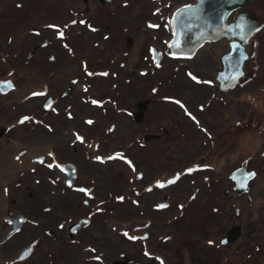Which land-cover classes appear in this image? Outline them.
<instances>
[{"label":"rangeland","instance_id":"obj_1","mask_svg":"<svg viewBox=\"0 0 264 264\" xmlns=\"http://www.w3.org/2000/svg\"><path fill=\"white\" fill-rule=\"evenodd\" d=\"M191 1L0 0V264H215L219 213L252 220L243 255L264 264V0L243 6L263 26L225 91V38L166 46Z\"/></svg>","mask_w":264,"mask_h":264},{"label":"water","instance_id":"obj_2","mask_svg":"<svg viewBox=\"0 0 264 264\" xmlns=\"http://www.w3.org/2000/svg\"><path fill=\"white\" fill-rule=\"evenodd\" d=\"M247 1L192 0L174 7L167 19L170 36L166 46L170 54L175 58H190L204 43L225 38L228 46L218 57L214 78L219 90L233 88L243 75L245 46L263 26L256 13L243 8ZM244 162L229 173L237 192L248 189L247 182L253 177L249 174L254 173L244 168Z\"/></svg>","mask_w":264,"mask_h":264},{"label":"flooded vegetation","instance_id":"obj_3","mask_svg":"<svg viewBox=\"0 0 264 264\" xmlns=\"http://www.w3.org/2000/svg\"><path fill=\"white\" fill-rule=\"evenodd\" d=\"M243 161H245L244 162V168L246 170H253V169H248L246 167V159L241 160V162L239 163L238 166H241ZM238 166H236V167H238ZM236 167H234V168H236ZM233 169H231V170H233ZM230 171H229V173H230ZM229 173H228V178L230 179ZM254 173H255V171H254ZM251 179H249L247 182L248 189L246 191H241V192H237L236 190L233 189L234 183H233L232 179H230L232 181V189H231L232 192H234L238 196L239 195H245L246 193L250 192L251 190H250V186L248 183ZM201 208L202 207L198 208V206H193L192 215H195V217L198 218V231H201V233H202L205 230L204 228H206V226H203L204 224L202 223V221H200V219H201V215H200L201 214ZM260 211H261L262 217L264 219V206H263V210H262V207H260ZM218 215H222V214L219 213L213 217L214 220H217V222L214 223V225H216V226L213 227L215 231L213 233V238H212V240L214 241L213 246L215 247V249L217 251V256L214 258V261L216 262L215 264H230V263L231 264H249L248 263L249 261L246 262L245 256L243 255L244 246L242 245V242L248 238V235L253 230L252 220L249 219L246 223L244 222L241 224L239 222V220L237 219V217L235 216V214H231L229 216V218H227V220L222 218V220L220 221L221 216H218ZM222 225H225V226L222 227V229H219L218 226H222ZM261 229L264 231V221L261 224ZM249 248H250V251L254 252L253 246H251ZM100 254H102V253L100 252ZM100 254H99V256L101 257L102 255H100ZM241 255H243V256H241ZM119 256L122 257L124 262H122V261L119 262L116 260L115 264H131V262L133 261L132 259H127V255L123 252L120 253ZM237 256L239 258H241V260H239V258H236ZM177 258H178V256H177ZM170 259L167 260L168 261L167 264H174V262H173L174 260L172 261ZM182 259L183 258H181V260ZM261 259L262 258H260V261H261ZM170 261H172V262H170ZM185 261L189 262V258L188 259L186 258ZM110 262H112V259L111 260L106 259L103 262H101V264H108V263L110 264ZM142 262L143 261H141L140 263L143 264ZM259 263H261V262H259ZM181 264H190V263H186V262L184 263L182 261Z\"/></svg>","mask_w":264,"mask_h":264},{"label":"snow or ice","instance_id":"obj_4","mask_svg":"<svg viewBox=\"0 0 264 264\" xmlns=\"http://www.w3.org/2000/svg\"><path fill=\"white\" fill-rule=\"evenodd\" d=\"M83 23V22H82ZM51 27V26H50ZM59 35H63V33H59ZM6 83V86L7 87H12L13 85H12V83L9 81V82H5ZM2 90H4V87L2 86V85H0V91H2ZM35 94V93H34ZM25 120L26 119H28L27 117H25L24 118ZM21 122H23V121H21ZM88 123H91V121H89ZM99 159V158H98ZM189 171H191V170H189ZM255 175V173H251V174H249V177H251V176H254ZM172 181H169V183H171ZM242 186H244V185H242ZM210 243H211V241H210Z\"/></svg>","mask_w":264,"mask_h":264},{"label":"bare ground","instance_id":"obj_5","mask_svg":"<svg viewBox=\"0 0 264 264\" xmlns=\"http://www.w3.org/2000/svg\"><path fill=\"white\" fill-rule=\"evenodd\" d=\"M234 235H235V234H234ZM219 236H220V235H219ZM219 236H218V237H219ZM219 239H220V238H219ZM216 241H217V240H216ZM232 252H233V251H232ZM233 258H234V257H233ZM236 258H239V257L237 256ZM236 258H235V259H236ZM239 260H241V258H239ZM188 263H189V262H188ZM233 263H234V262H233ZM230 264H231V263H230Z\"/></svg>","mask_w":264,"mask_h":264}]
</instances>
